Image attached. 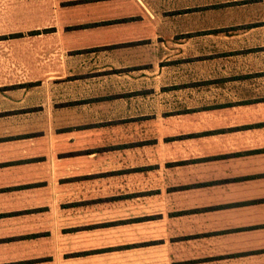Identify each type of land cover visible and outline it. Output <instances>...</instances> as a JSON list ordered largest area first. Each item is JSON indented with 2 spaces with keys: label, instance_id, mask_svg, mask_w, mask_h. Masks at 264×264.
<instances>
[{
  "label": "crops",
  "instance_id": "obj_1",
  "mask_svg": "<svg viewBox=\"0 0 264 264\" xmlns=\"http://www.w3.org/2000/svg\"><path fill=\"white\" fill-rule=\"evenodd\" d=\"M6 2L0 264H264V0Z\"/></svg>",
  "mask_w": 264,
  "mask_h": 264
},
{
  "label": "rangeland",
  "instance_id": "obj_2",
  "mask_svg": "<svg viewBox=\"0 0 264 264\" xmlns=\"http://www.w3.org/2000/svg\"><path fill=\"white\" fill-rule=\"evenodd\" d=\"M7 4L11 5L10 2L0 3V13L2 12L3 9L6 8V5H7ZM12 4H14V3H12ZM0 25H1V24H0ZM0 28H1V26H0ZM0 34H1V33H0ZM1 39H2V37H1V35H0V41H1Z\"/></svg>",
  "mask_w": 264,
  "mask_h": 264
}]
</instances>
